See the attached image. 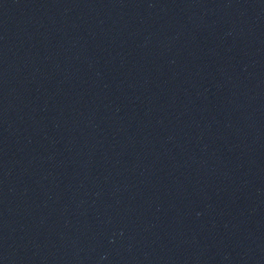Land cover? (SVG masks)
Listing matches in <instances>:
<instances>
[{
	"label": "water",
	"instance_id": "1",
	"mask_svg": "<svg viewBox=\"0 0 264 264\" xmlns=\"http://www.w3.org/2000/svg\"><path fill=\"white\" fill-rule=\"evenodd\" d=\"M0 264H264V0H0Z\"/></svg>",
	"mask_w": 264,
	"mask_h": 264
}]
</instances>
